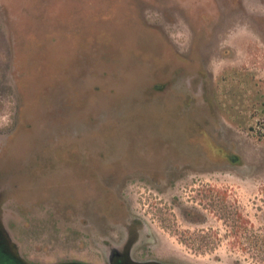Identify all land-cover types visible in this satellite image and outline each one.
<instances>
[{
  "label": "rangeland",
  "instance_id": "374dc122",
  "mask_svg": "<svg viewBox=\"0 0 264 264\" xmlns=\"http://www.w3.org/2000/svg\"><path fill=\"white\" fill-rule=\"evenodd\" d=\"M0 223L29 262L264 264V0H0Z\"/></svg>",
  "mask_w": 264,
  "mask_h": 264
},
{
  "label": "flooded vegetation",
  "instance_id": "af4514ba",
  "mask_svg": "<svg viewBox=\"0 0 264 264\" xmlns=\"http://www.w3.org/2000/svg\"><path fill=\"white\" fill-rule=\"evenodd\" d=\"M130 232L117 242L101 241L102 256L59 258L49 262H29L18 255L14 245L0 223V264H170L158 256L150 255L145 247L134 246Z\"/></svg>",
  "mask_w": 264,
  "mask_h": 264
},
{
  "label": "trees",
  "instance_id": "16d2710c",
  "mask_svg": "<svg viewBox=\"0 0 264 264\" xmlns=\"http://www.w3.org/2000/svg\"><path fill=\"white\" fill-rule=\"evenodd\" d=\"M198 239H200V240H201V239H202V236H200ZM203 249H204V248H203V247H201V246L197 248V250H199V251H202Z\"/></svg>",
  "mask_w": 264,
  "mask_h": 264
}]
</instances>
